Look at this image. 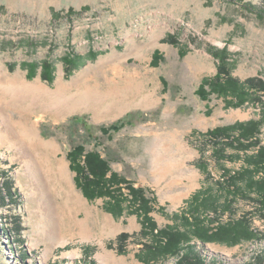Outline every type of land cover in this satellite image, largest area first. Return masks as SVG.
<instances>
[{
    "label": "rangeland",
    "instance_id": "obj_1",
    "mask_svg": "<svg viewBox=\"0 0 264 264\" xmlns=\"http://www.w3.org/2000/svg\"><path fill=\"white\" fill-rule=\"evenodd\" d=\"M239 122L251 144L205 135ZM78 146L123 195L80 182ZM263 148L264 0H0V264H264V169L219 184Z\"/></svg>",
    "mask_w": 264,
    "mask_h": 264
},
{
    "label": "trees",
    "instance_id": "obj_2",
    "mask_svg": "<svg viewBox=\"0 0 264 264\" xmlns=\"http://www.w3.org/2000/svg\"><path fill=\"white\" fill-rule=\"evenodd\" d=\"M226 74H227V72L224 69V67L219 65L216 75L212 78L213 79L212 84H214V85L218 84L219 85V84H223V83L227 82L228 78L226 77ZM220 86L223 87L224 85H220ZM133 116L134 115H132V114H127L124 117V119H122V120H118V121H116L110 125H107V126L100 125L96 129L101 131L102 133H107L110 130H117L122 126V124L128 122L130 119H133L134 118ZM73 119L75 122L74 124H76V126L77 125L85 126V123L83 121L82 116H77V117H74ZM242 126H244V125L241 122L235 123L231 126H223V127L216 126L212 129L208 130L205 133V135L207 136V138L211 142H216L218 145H220L221 142H226V144L229 143L230 145H233L234 143L240 144V142H244L245 140H246V144H251V142H249L247 139H244L243 137H241L242 131L240 132L239 136L237 135L236 137H234L235 135L230 134L231 130L232 131L237 130L239 132V130L242 129V128H240ZM230 127H231V129H230ZM247 129L252 130L250 128H247ZM233 133H237V132L234 131ZM82 150L83 149L81 148V146H78V147H75L74 150L69 153L70 158H71L72 162L74 163L73 165L76 168L75 170L77 172V175L82 180L80 182H82V184H84L85 186H88V185L90 186V182L92 181L95 183V186L91 188L92 191H94L95 188H97L98 193H101L103 191H105L106 193H108V192L111 193L112 191H115L114 193L118 195V192H120V189H121V187H120L121 181L119 179L120 177L116 176V174L112 178H107L105 176L107 169H109V167L108 166L105 167V165L103 163H102L103 164L102 166H100L98 164L100 162H104V160L102 161L101 159L99 160L97 158L98 154L95 152V150H94V152H85L84 156H83L84 157L83 163H82V159L79 158V156H78V155L81 156V153L83 152ZM247 161L250 164H252V162L254 163V165L251 167L254 168L253 171H255V172L248 171V166H250V165H244V166H242V168L239 171L235 172L234 174L227 172L228 174H227L226 178L224 177L222 181H219V184L224 185L223 187L226 186V190H229L230 193H234V192H236V189H237V191H239L238 190L239 188H237L236 184H234L235 183L234 181L238 182V181L250 180V182L253 183V181L255 180L254 177H255L256 171H259L260 169H264V148H263V150L261 149L260 151L254 153L253 155H250L249 159ZM88 173H90L91 176H89ZM263 182H264V179L260 181L261 184ZM127 188L130 190V194L133 195V199L137 202L138 207H141L144 210V213L147 214L148 208H151V207L148 206L149 200L146 199L142 195V193H143L142 188L136 189V188H133L129 185ZM233 188H235V191L233 190ZM114 193H113V195H114ZM120 195H123V193L120 192ZM193 197H194L193 200H196V202H197L196 206H198L199 204L205 203V201H207L206 200L207 197L205 198V195H202L201 192H198V193L196 192L193 195ZM262 197H264V195H262ZM1 198H2V196H1ZM118 198H120V197H118ZM201 207H205V205H202ZM195 212L197 213V211H195ZM198 217L199 216H197V215L193 216L194 220L190 221V223H192L190 225L192 227L196 228L197 232L199 230L204 231V232H209L210 229H209V231L205 230L204 229V223L202 222V219H199ZM158 232H159V234H161L160 231H157V234H158ZM175 235H176V233L172 232V231L163 233V237H164L165 241L167 242V244H169L171 241L173 244L175 243V239H176ZM158 246L162 247V245H160V244L159 245L154 244V246H152L151 249H157ZM168 249H170V247ZM190 255L191 254H189V253L183 254L181 262L183 264L185 262H187L189 260ZM195 256H196L197 261H193L192 264H204V261L201 257H199V256L197 257V255H195ZM187 263L190 264V262H187ZM210 264H211V262H210Z\"/></svg>",
    "mask_w": 264,
    "mask_h": 264
},
{
    "label": "bare ground",
    "instance_id": "obj_3",
    "mask_svg": "<svg viewBox=\"0 0 264 264\" xmlns=\"http://www.w3.org/2000/svg\"><path fill=\"white\" fill-rule=\"evenodd\" d=\"M21 83H22V82H21ZM41 87H42V89L44 90V92L47 91L46 88H45V85H41ZM56 95H57V97L54 98V99H52V100H50L49 103H52V102H54V101L56 100V102H54V104H55L54 107H58V108H60V107H62V106H61V104H62L61 101L64 100V97H61V98H60V97H59V94H57V93H56ZM57 99H62V100H61V101L58 100L59 102H57Z\"/></svg>",
    "mask_w": 264,
    "mask_h": 264
}]
</instances>
